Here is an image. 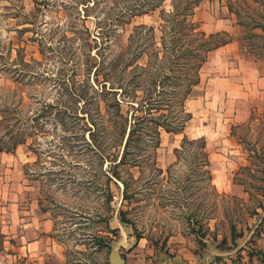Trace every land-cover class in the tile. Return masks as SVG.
<instances>
[{
    "label": "rangeland",
    "instance_id": "374dc122",
    "mask_svg": "<svg viewBox=\"0 0 264 264\" xmlns=\"http://www.w3.org/2000/svg\"><path fill=\"white\" fill-rule=\"evenodd\" d=\"M184 1L0 0V111L27 122L26 141L0 153V264H264V96L249 95L244 124L226 121L238 90L223 83L230 55L213 53L202 67L182 133L157 139L155 121L143 126L120 180L109 182V165L99 172L86 146L88 130L100 129L95 144L109 152L119 132L116 97L97 93L96 69L157 65L162 26L169 40L172 4ZM225 7L204 0L192 20L207 35L226 32ZM129 103L120 108L127 119ZM154 104L162 111L149 118H176L169 103ZM184 137L205 144L211 176Z\"/></svg>",
    "mask_w": 264,
    "mask_h": 264
},
{
    "label": "trees",
    "instance_id": "16d2710c",
    "mask_svg": "<svg viewBox=\"0 0 264 264\" xmlns=\"http://www.w3.org/2000/svg\"><path fill=\"white\" fill-rule=\"evenodd\" d=\"M203 1L187 0L183 3L172 4L170 22L172 26L169 40L165 32L166 26H162L161 53L154 52L153 54L157 65L149 63L146 67L136 66L129 70L131 66L127 64L123 70L118 71L117 65L112 63L105 72L96 69L97 93L104 94L103 96L116 97V100L110 102V107L117 109L112 119L113 123H116L119 127V132L113 140H110L109 152L101 149L102 146L99 144H95L96 138L100 137L102 133L100 129L96 131L88 130L93 141L89 139L86 146L91 152H94L93 154H97L98 163L101 167L99 172H102L104 167L107 168L109 165V170H104V176L109 182L111 178L120 180L117 169L121 165L129 164L126 160L129 155L128 149L132 142L139 140L138 134L148 122L155 121L157 139L160 138V131L173 134L183 132L192 117L187 112L185 103L193 89L200 83L201 69L211 52L230 43L238 42L245 53L255 62L261 60L264 62V0H226V8L233 18V27L238 28L241 34L238 40L229 32H217L207 35L197 28L192 20L193 13L195 8ZM161 12L166 11L161 10ZM152 30L153 28H147V31ZM164 64H168L167 71L160 69ZM176 68H182V77L173 74V72H176ZM132 70H136V72L132 74L131 78H126V73ZM117 71L119 75L116 74ZM100 77L102 78L101 82L98 81ZM146 78L148 79L147 84L144 85L142 83L146 81ZM137 79H142V83L137 82ZM165 82H170V88L165 87ZM98 86H100V89ZM126 99L130 102L131 111L128 113L130 119L125 118V115L120 112L121 103ZM152 103H155L154 105H158V107L170 104V108L177 109V116L181 115L176 116V118L172 114V117L159 116L151 119L149 115L153 110L155 112L162 111L161 108L157 110L151 108ZM162 103L164 105H161ZM26 123L25 117L18 113H16V116H9L0 111V153L10 152L26 141V130H24ZM157 142V146L155 145L156 150L159 140ZM122 144L124 150L119 157L117 152ZM182 144L183 148L185 145H189L201 149L200 155L204 159L203 166L206 174L211 176L208 170L209 155L205 144L200 140L191 141L187 137L183 138ZM116 150L117 152H114ZM178 153L177 149L175 151L177 159ZM155 157L156 155L151 156L154 171L161 174L162 171L156 167ZM133 163L135 162L133 161ZM123 186L124 191L127 192L128 185L123 182ZM109 189L110 185H107V193L111 197Z\"/></svg>",
    "mask_w": 264,
    "mask_h": 264
},
{
    "label": "crops",
    "instance_id": "0c3cea01",
    "mask_svg": "<svg viewBox=\"0 0 264 264\" xmlns=\"http://www.w3.org/2000/svg\"><path fill=\"white\" fill-rule=\"evenodd\" d=\"M225 9L226 12L229 14L226 7ZM227 23L228 24L224 23L222 27L223 31L231 33V31L236 30V28L233 27L232 20L230 21L227 20ZM240 48L241 45L238 42H233L224 47L218 48L217 50L211 52L208 56L209 59L210 55L216 52L217 53L221 52L224 55L225 54L230 55V58L228 57L230 61L227 58V62L229 66L232 67L233 69L231 68L229 74H226L225 78L223 79V83L230 84L232 88L237 84L236 86L238 90L235 92L237 94L236 97L231 96L234 100L233 103H235L234 107L232 108V112L230 114H225V116L227 117L226 121H229L231 124H235V125L244 124L249 119V115L251 113L249 109L250 106L246 104V102L250 99L249 95L264 96V67L258 65V63H256L254 60L245 57L241 52L242 48L241 49ZM233 61L235 62L232 63ZM248 92H250V94H248ZM223 94L226 97H230L229 95L231 94V92L226 90L225 92H223ZM6 204L7 203L0 202V206L1 205L6 206ZM8 207H10V205H8ZM1 209L3 208L1 207L0 210ZM44 224L45 226H48V223L46 221L44 222ZM47 232L48 230H44V233ZM263 245L264 244H262L261 247Z\"/></svg>",
    "mask_w": 264,
    "mask_h": 264
}]
</instances>
